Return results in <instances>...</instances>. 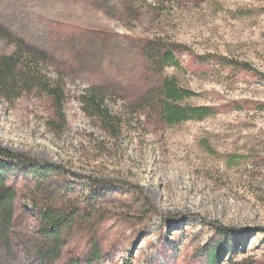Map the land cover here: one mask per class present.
<instances>
[{
	"label": "rangeland",
	"instance_id": "374dc122",
	"mask_svg": "<svg viewBox=\"0 0 264 264\" xmlns=\"http://www.w3.org/2000/svg\"><path fill=\"white\" fill-rule=\"evenodd\" d=\"M0 25L14 37L0 35V54L33 51L67 95L65 125L37 84L0 96V146L28 160L0 157L17 192L0 264H40L41 209L89 202L101 210L68 232L57 264H86L90 240L104 254L94 264H264V0H0ZM151 40L179 45L181 64L164 75L216 114L146 118L163 76L148 67ZM86 91L104 96L115 130L83 110ZM215 244L235 251L211 262Z\"/></svg>",
	"mask_w": 264,
	"mask_h": 264
},
{
	"label": "trees",
	"instance_id": "16d2710c",
	"mask_svg": "<svg viewBox=\"0 0 264 264\" xmlns=\"http://www.w3.org/2000/svg\"><path fill=\"white\" fill-rule=\"evenodd\" d=\"M0 35L13 40V35L2 25H0ZM22 43V41H19ZM159 42V43H158ZM149 47L145 54L149 62V69L163 74L159 86L146 93L147 100H143L141 108L147 119L159 117V120L168 126H175L190 120H204L205 118L217 113L216 107L197 106L186 103L185 100L196 96L197 93L191 89L181 86L175 76L164 75V70L169 66H179L181 59L177 55L176 48L179 45L164 42L162 40L148 41ZM37 56L33 51H24V55L16 48L11 53L0 54V96L7 100H12L19 96L25 89L31 88L37 84L42 89L52 105L57 106L58 117L66 123V91L61 82L55 86L51 85L43 76L41 68L37 66ZM83 104V110L92 118L98 119L105 130H115L120 125L118 118L113 116L105 106V98L101 93L96 91H86L80 97ZM155 116V117H152ZM55 124L54 121H51ZM50 123V127L57 130ZM207 149L212 151L209 144ZM0 157L18 160L25 163L22 156L10 152L0 146ZM241 161L238 156H230L228 163L237 165ZM0 164H2L0 162ZM51 167V166H50ZM50 167H38L35 171L36 176L40 177L47 171H52ZM1 168V167H0ZM17 192L13 189L6 179L0 176V238H5L10 242V236L13 233L15 214H16ZM96 198V197H89ZM81 204V205H80ZM75 203V205L64 204L42 208L40 212V234L38 242L33 248L39 259L40 264H57L63 257L64 249L68 242V232L75 227H81L92 221L97 212L101 210L100 205H91ZM99 204V203H98ZM89 205L90 207H86ZM90 209V211H87ZM2 229V230H1ZM9 237V238H8ZM8 238V239H7ZM93 239V238H92ZM93 250L88 255L86 264H94L103 259L104 254L101 245L95 240H90ZM229 245V244H228ZM235 249L223 244H215L209 249V259L211 262H217L229 252L234 253ZM78 259L75 264H81ZM255 260L241 261L238 264H256Z\"/></svg>",
	"mask_w": 264,
	"mask_h": 264
}]
</instances>
